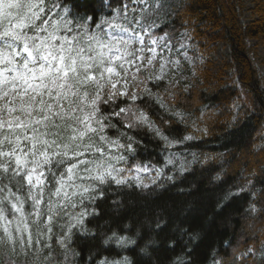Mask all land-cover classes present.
I'll return each instance as SVG.
<instances>
[{
    "label": "snow or ice",
    "instance_id": "snow-or-ice-1",
    "mask_svg": "<svg viewBox=\"0 0 264 264\" xmlns=\"http://www.w3.org/2000/svg\"><path fill=\"white\" fill-rule=\"evenodd\" d=\"M169 7L167 0H0V264H131L121 257L135 244L126 235L113 232L86 258L74 237L95 239L88 225L103 215L113 186L119 195L125 187L148 188L142 173L154 171L158 185L175 180L167 174L173 168L188 169L182 151H168L194 146L188 115L169 109L146 84L132 90L142 68L159 64V75L148 77L158 86L181 55L188 59L189 45L177 48L168 30ZM146 99L168 117L164 127L141 107ZM232 107L238 123L246 97ZM201 120L191 127L202 139L208 130ZM142 130L168 152L162 166L139 162ZM191 156L198 162L197 153ZM214 179L228 183L220 174ZM244 179L226 199H245L251 214H264L257 206L264 205V188L256 187L264 179L255 171ZM176 243L170 240L169 249ZM190 255L182 249L170 264H191ZM249 259L264 262V242L259 253L253 246L234 257L238 264ZM213 264L224 262L214 256Z\"/></svg>",
    "mask_w": 264,
    "mask_h": 264
},
{
    "label": "trees",
    "instance_id": "trees-1",
    "mask_svg": "<svg viewBox=\"0 0 264 264\" xmlns=\"http://www.w3.org/2000/svg\"><path fill=\"white\" fill-rule=\"evenodd\" d=\"M251 2V20L245 22V0H167L171 13L167 16L168 30L176 36L173 43H179L184 31L190 36L189 42L202 49L211 43L226 41L230 59L213 73L210 56L205 51L195 77L176 80L172 77L175 69L171 65L158 86L148 77L153 72L159 75V64L141 69L132 90L142 92L146 84L169 109L183 111L189 117L188 132L197 139L189 149L177 146L168 150L182 151L188 165L182 174L174 168L167 172L175 176L174 181L158 180L162 187L153 184L143 189L125 187L119 195L113 186L110 198L103 203V215L88 225L96 233L95 239L74 237L73 247L77 252L82 250L85 258L113 232L135 241L121 251V257L128 256L131 264H170L182 249L191 250V255L186 257L191 264H213L214 256L224 264H238L234 257L253 246L259 253L264 242V214H251L245 199L225 196L229 187L236 191L237 185L245 184L244 177L253 171L257 178L264 179V74L255 65L254 45L249 42V39L264 40V0ZM179 68L190 75L187 64L180 63ZM237 81L238 84L234 83ZM245 97L247 107L240 110L239 122L235 123L233 103L243 102ZM221 104H226L228 110L214 117ZM141 107L155 114L153 119L158 125L165 126L168 117L150 100L146 99ZM201 115L199 126L208 130L202 139L191 127V120ZM180 132L184 133L183 125ZM140 135L143 145L139 146V162L162 166L168 152L162 151L163 145L150 139L146 131L142 130ZM193 152L198 154V162L192 161ZM217 174L221 180L227 178L228 183L214 179ZM256 187L264 188V185L257 183ZM113 200L120 201L118 208L113 207ZM159 220L164 222L162 229L156 228ZM172 239L177 242L175 251L169 249ZM152 240L155 243H149ZM144 248L146 251L141 252ZM246 264L264 262L249 259Z\"/></svg>",
    "mask_w": 264,
    "mask_h": 264
},
{
    "label": "rangeland",
    "instance_id": "rangeland-1",
    "mask_svg": "<svg viewBox=\"0 0 264 264\" xmlns=\"http://www.w3.org/2000/svg\"><path fill=\"white\" fill-rule=\"evenodd\" d=\"M245 6L247 9L245 13V20L249 21L250 20L249 16L252 13L251 9L253 7L251 0H245ZM251 42L254 45L255 65L264 74V40L255 39V40H252ZM216 43L218 44L216 45ZM180 44L189 45V47L186 49L188 59H185L184 56L181 55L180 61L181 63L187 64L191 68V73L190 75H188L187 73L182 72L179 66L177 67L175 65H172L175 69V71L172 74V77L178 78L180 80H190L192 77L196 76L195 69L204 59V55H206V53H204L205 51L210 56V61H211L210 70L213 73H217L219 67H221L225 61H228L230 59V46H229V43L226 41H219V42L211 43L209 45H206L203 49L200 48L195 43H190L188 39L180 38V43L176 47L179 48ZM173 58L175 59L176 57L173 56ZM132 70H135V69H132ZM226 110H227L226 105L220 106V108H218L216 112L215 117L221 116ZM127 175L129 174L127 173ZM141 176L144 180V183L147 185H150L152 184V179L155 178V173L154 171L150 173H142Z\"/></svg>",
    "mask_w": 264,
    "mask_h": 264
}]
</instances>
